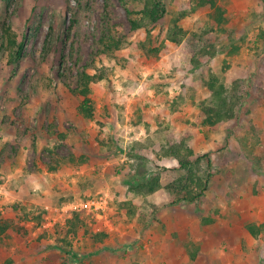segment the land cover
<instances>
[{"label": "rangeland", "instance_id": "374dc122", "mask_svg": "<svg viewBox=\"0 0 264 264\" xmlns=\"http://www.w3.org/2000/svg\"><path fill=\"white\" fill-rule=\"evenodd\" d=\"M162 1L166 13L147 33L130 29L124 5L137 12L143 0H0V33L27 30L17 64L0 54V214L9 224L0 236V264H106V252L117 264H264V0H216L221 23L207 7L187 10L179 21L189 32L208 30L220 49L208 63L222 82L242 80L234 117L213 127L197 119L210 98L202 68L191 67L189 55L165 38L187 0ZM107 20L125 38L102 54ZM148 35L157 37L156 54L140 47ZM82 71L104 76L88 87L92 117L80 112L74 91ZM169 135L202 158L206 190L225 192L190 203L167 197L165 206L192 222L166 217L164 190L150 203L128 189L134 147L163 183L179 176L176 161L157 153ZM234 180L245 191L238 205L230 194ZM74 211L84 217L72 236L66 221ZM168 221L175 231L181 223L207 228L211 239L174 249L147 234L118 239L122 229L144 232Z\"/></svg>", "mask_w": 264, "mask_h": 264}, {"label": "trees", "instance_id": "16d2710c", "mask_svg": "<svg viewBox=\"0 0 264 264\" xmlns=\"http://www.w3.org/2000/svg\"><path fill=\"white\" fill-rule=\"evenodd\" d=\"M124 5L131 30H143L149 33L151 27L158 23L166 13V6L162 0H143L142 7L137 12L127 7L125 2ZM199 7L209 8L210 14L216 22L221 23L224 20L223 8L217 4L216 0H187L178 5V16L168 25L165 38L169 42L178 45L183 53L189 55L191 67L202 68V80L210 92V98L208 101L200 103L197 119L202 124L213 127L234 117L238 106L242 102V95L239 92L242 80L235 79L230 86L222 82L212 72L208 63L220 52L214 39L211 36V38L209 37L208 30L189 32L180 24L179 21L187 10L196 11ZM134 14H137V16ZM73 23L72 21L70 26ZM26 35V29L21 34L13 36L6 27H3V32L0 33V54L7 52L10 64H17L22 59ZM124 38L117 23H113L110 20L105 21L98 40L101 46L100 52L107 54L121 48L124 44ZM156 40V36L148 35L146 40L140 42L141 49L148 54H156L158 51L157 46L152 45V42ZM55 72L57 78L63 80L66 77L64 71L59 72L58 66ZM103 77V74L96 77L86 71H82L76 81L77 88L74 91H77L82 98L79 110L87 117H92L94 111L87 96L89 84L96 78L102 79ZM132 151L128 153V158H131L132 162H134V172L130 174V185L128 186L132 193L144 196L163 188L171 204L197 202L203 197L210 174L202 166V158L195 156L193 148L185 140L175 141L169 135L166 137V142L160 146L157 152L159 155L174 159L177 169L182 170L179 176L169 181L165 186L161 185L159 172L146 170L144 157L138 152V148L134 147ZM82 216L84 217V214L81 211L73 212L72 216L66 221L69 229H67V233L74 236L75 232L72 227L77 223H82ZM8 228L9 224L0 214V236ZM251 231L256 233L252 229Z\"/></svg>", "mask_w": 264, "mask_h": 264}, {"label": "crops", "instance_id": "0c3cea01", "mask_svg": "<svg viewBox=\"0 0 264 264\" xmlns=\"http://www.w3.org/2000/svg\"><path fill=\"white\" fill-rule=\"evenodd\" d=\"M167 158L171 159L170 157H167ZM181 173H182V171H181ZM164 184L165 183H163V181H161V185L164 186ZM233 186H234L233 189H230L231 198L234 199L233 205H238L239 196H240V194H243L245 191L241 190L242 187H239L236 180L233 181ZM237 186H238V188H237ZM163 190H164L163 188H160L159 190L155 191L154 193L160 194L161 192H163ZM164 193H166L165 190H164ZM224 194H225L224 191H221V190L217 189L216 187H210V188L208 187V189L205 191L203 198L204 199L205 198L210 199L209 197L211 196V197H215L216 199L219 200V199L224 198L223 197ZM153 195H155V194H153V193L148 194V195H146V198L148 199V201L150 203L158 202L159 201L158 198L154 197ZM167 197L168 196L166 195V197L163 198V201H162V205H163V207H165L164 208L165 209L164 214L166 215V217L169 218L170 216H172V218L176 217L178 220H180V217H181V219L183 218L186 222H189V221L192 222V220L188 214L183 213V216H180V217L176 216V214H174V212L175 211L178 212L181 209L176 210L175 205H173V206L167 205V207H166L164 204V201H167ZM215 205H216V203L212 204L209 207H213ZM235 210L237 213H242V212H240L239 208H235ZM186 212H187V210H186ZM255 214H258V213H254V215ZM167 223L168 224L166 227L161 226V228H160L157 225V226H153V227L151 226L149 228H146V229H144L145 233L142 232V230H135L134 228L122 229V230H120L121 234H119L121 236V238H118V239L121 241L123 240L124 242L130 243V242L134 241V239H137L138 237H140L141 235L143 236L144 234H147L149 237H151L152 243H154L156 245L160 244L162 246H166L169 249H174L175 246H179L180 245L179 242H181V243L194 242L195 245L198 246V244L199 245L204 244L205 243L204 240L211 239L210 236H206L207 228H203L201 226L195 225L194 223L190 224V225L181 223V225L179 224L178 226H176V229H177L176 231L174 230V225H175L174 221L172 223H169V221H168ZM180 232L185 233V234H189V237L179 235ZM163 243H165V244H163ZM131 245H128V246H131ZM108 249H110V248H106V251H108ZM111 255L112 254H109V252H106V264H115L117 262V260H116V262L112 261L113 258L111 257Z\"/></svg>", "mask_w": 264, "mask_h": 264}]
</instances>
